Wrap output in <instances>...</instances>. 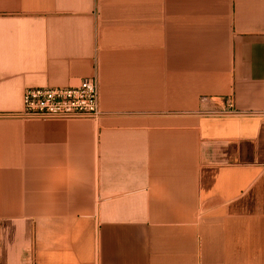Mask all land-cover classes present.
Wrapping results in <instances>:
<instances>
[{
	"label": "crops",
	"instance_id": "0c3cea01",
	"mask_svg": "<svg viewBox=\"0 0 264 264\" xmlns=\"http://www.w3.org/2000/svg\"><path fill=\"white\" fill-rule=\"evenodd\" d=\"M260 111L264 0H0V264H264Z\"/></svg>",
	"mask_w": 264,
	"mask_h": 264
},
{
	"label": "built area",
	"instance_id": "2783aa9c",
	"mask_svg": "<svg viewBox=\"0 0 264 264\" xmlns=\"http://www.w3.org/2000/svg\"><path fill=\"white\" fill-rule=\"evenodd\" d=\"M22 111L13 115L22 120L71 121L96 119L99 109V88L96 78L83 79L77 85L59 88H29L23 94ZM234 115L245 113L232 112ZM264 122V111L247 113Z\"/></svg>",
	"mask_w": 264,
	"mask_h": 264
}]
</instances>
